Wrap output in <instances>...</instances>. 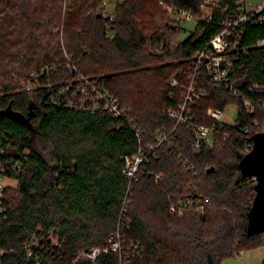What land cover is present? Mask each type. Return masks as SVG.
<instances>
[{
    "label": "trees",
    "instance_id": "1",
    "mask_svg": "<svg viewBox=\"0 0 264 264\" xmlns=\"http://www.w3.org/2000/svg\"><path fill=\"white\" fill-rule=\"evenodd\" d=\"M14 1L19 18L35 30L31 0ZM105 1L75 0L65 27L67 53L57 57L60 28L50 31L44 44L31 32L28 46L15 53L20 68L0 72V114L10 109L29 119L24 125L0 118V175L17 182L15 191L0 195V264H123V256L110 249L119 230L125 246L142 249L140 256L129 249L132 264H222L264 247V232L247 236L255 185L239 167L247 137L264 128V112L250 113L243 104L245 97L264 103V51L252 49L250 72L234 81L239 95L204 76L209 98L191 106L193 122L213 127L208 108L223 112L236 103L239 113L236 125L218 127L212 146L195 152L192 132L169 114L180 102L179 90L170 83L177 75L183 81L192 55L217 28L178 42L179 27L161 13L158 0H122L109 18L95 11ZM173 3L197 12L200 0ZM259 38L264 28L248 27L247 44ZM4 44L0 38V49ZM69 59L77 73L67 70ZM53 64L56 69L40 75L36 88L27 92L23 84ZM77 74L98 80L129 108L142 131L140 139L126 121L108 113L50 103ZM243 128H249V135ZM163 129L171 133L180 158L166 144L158 145ZM140 149L150 161L129 191L123 158ZM202 164L209 166L204 173ZM156 174L163 175L161 182ZM200 176L212 183L194 182ZM191 197L209 200L204 214L199 203L183 217L170 213L173 205ZM127 198L131 202L125 207ZM96 248L108 252L95 261L84 256Z\"/></svg>",
    "mask_w": 264,
    "mask_h": 264
},
{
    "label": "built area",
    "instance_id": "2",
    "mask_svg": "<svg viewBox=\"0 0 264 264\" xmlns=\"http://www.w3.org/2000/svg\"><path fill=\"white\" fill-rule=\"evenodd\" d=\"M159 8L172 17L175 21L181 22L191 21L196 25L193 33L202 34L208 27H216L217 31L201 48L196 50L190 59V67L184 75L183 81L179 75L171 80V87L179 90L180 102L176 108L169 110V114L177 120V124L186 127L193 135V150L201 151L203 146H212L214 136L217 133L218 127L224 125H236V120L233 124H228L222 118V111L213 108L206 110V115L212 118L216 124L213 127L197 125L193 122L191 116V106L200 105L203 100L209 98V92L206 89L204 76L215 85L223 86L233 92L234 95L241 94L240 89L234 85V81L242 74L250 72L251 51L252 49L264 51V38L255 40L250 45L246 42V31L248 27L264 28V0H200L197 12L192 8L177 6L173 0H158ZM176 22V21H175ZM192 33V34H193ZM71 73H77L76 66L68 60L66 66ZM56 69V65L45 66L41 73L32 75L29 82L24 83L23 87L27 92H32L37 84L40 75L49 73ZM261 69L264 72V58L261 64ZM182 75V74H180ZM256 87V85L254 86ZM58 96L50 98V103L53 105H64L68 108L79 109L89 113L105 112L112 115L114 118L122 119L135 131L140 139L142 131L135 123L129 114V108L121 103V101L112 95L110 91L101 84L98 80L89 79L80 74L67 85L62 86L58 92ZM243 104L246 110L250 113L255 112L258 108L264 112V103L255 104L248 97L244 98ZM256 120L254 126H258ZM244 135H249V128L242 129ZM264 132V128L261 131ZM252 137L249 139V144L245 147V154H249L253 149ZM166 144L167 147L178 153L177 147L174 145L171 138V133L163 129L158 137V145ZM157 145V146H158ZM157 146H150V150H155ZM181 157L180 151L178 153ZM125 168L123 173L129 178L130 186L138 182V172L146 170V164L150 161L148 154L142 149L133 155L124 156ZM184 167H188V162L184 163ZM1 169V165H0ZM194 169V167H191ZM190 170V169H189ZM156 182H161L162 174L155 175ZM5 179L0 175V193L2 191L1 181ZM256 181L255 178H252ZM131 199L126 200L125 207L130 204ZM197 205L201 214H204L205 207L210 203L208 199H199L191 197L179 204L173 205L170 208L172 215L183 217L185 210L188 207ZM126 212V209H124ZM123 225H121L122 227ZM111 251L119 254L125 249H131L130 246H125L120 230L112 236L110 241ZM138 256L141 255L142 249L137 244L132 247ZM102 252H108V249H93L84 254L88 259L95 261Z\"/></svg>",
    "mask_w": 264,
    "mask_h": 264
},
{
    "label": "rangeland",
    "instance_id": "3",
    "mask_svg": "<svg viewBox=\"0 0 264 264\" xmlns=\"http://www.w3.org/2000/svg\"><path fill=\"white\" fill-rule=\"evenodd\" d=\"M5 1L6 0H0V38L2 44L5 43L4 47L0 49V72L8 70L13 71L14 73L17 69L20 68V63L15 58V53L19 50H24V47L28 46V41L26 39L31 32L36 33L37 36L40 37L39 41L41 43L43 42L44 44L48 41L46 37L48 36L50 31H54L56 28H60L61 32L59 34L58 40H61L62 49L57 57L62 56V54H64L65 52L67 53L64 45L66 30L65 27L68 14L72 13L71 11L74 10L75 0H31V12L35 13L34 22H37V25H34L35 27H33V29L35 30H32L31 24L25 21L24 18H19V7L16 5L14 0H9V2L7 1L8 3H5ZM117 3H122V0H106L101 6L97 7L95 11L101 12L103 16L107 18L114 17ZM90 13L91 11L84 12V17H86ZM161 13L168 16L174 25H178L179 32L176 35V40L178 42L185 40L194 32L196 27L194 22L187 21L180 23V21L176 19L175 22L172 17H170L163 11ZM161 15L162 14H160V16ZM108 36L112 37V33H109ZM222 113V118L228 124H233L238 118L239 106L236 103L230 104ZM44 147V144H41V148L43 149ZM208 167L202 164L200 172L204 173V170ZM196 181L205 184L212 183L211 180H205L202 176H200L198 179H195L194 182ZM252 182L254 183V185L257 184V181L255 180ZM1 187L2 191L0 195L4 193V196H6L4 190L15 191L17 188V182L5 178L1 181ZM212 224L213 223L210 221L208 226H212ZM121 255L123 256V264L133 263V259L130 258L132 254L129 251V248L125 249L121 253ZM263 258L264 256H262L257 261V264H260Z\"/></svg>",
    "mask_w": 264,
    "mask_h": 264
},
{
    "label": "water",
    "instance_id": "4",
    "mask_svg": "<svg viewBox=\"0 0 264 264\" xmlns=\"http://www.w3.org/2000/svg\"><path fill=\"white\" fill-rule=\"evenodd\" d=\"M8 116L16 122L29 125V119L21 114L14 113L10 109L0 114V118ZM253 149L239 164L243 178H255V198L248 213L247 236L254 237L264 232V132L252 137ZM214 169L207 170V173Z\"/></svg>",
    "mask_w": 264,
    "mask_h": 264
},
{
    "label": "crops",
    "instance_id": "5",
    "mask_svg": "<svg viewBox=\"0 0 264 264\" xmlns=\"http://www.w3.org/2000/svg\"><path fill=\"white\" fill-rule=\"evenodd\" d=\"M262 256H264V247L243 252L240 256L226 259L222 264H257Z\"/></svg>",
    "mask_w": 264,
    "mask_h": 264
}]
</instances>
